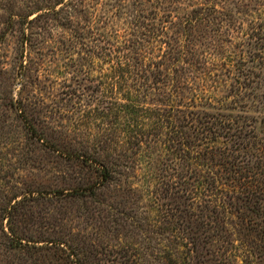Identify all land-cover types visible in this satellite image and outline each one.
Masks as SVG:
<instances>
[{
  "label": "rangeland",
  "instance_id": "1",
  "mask_svg": "<svg viewBox=\"0 0 264 264\" xmlns=\"http://www.w3.org/2000/svg\"><path fill=\"white\" fill-rule=\"evenodd\" d=\"M180 45V88L141 70ZM206 127L226 178L195 158ZM249 181L264 186V0H0V264H264Z\"/></svg>",
  "mask_w": 264,
  "mask_h": 264
},
{
  "label": "trees",
  "instance_id": "2",
  "mask_svg": "<svg viewBox=\"0 0 264 264\" xmlns=\"http://www.w3.org/2000/svg\"><path fill=\"white\" fill-rule=\"evenodd\" d=\"M169 17H170V15H169ZM167 21H171V20H165V22H167ZM191 21H192V18H185L184 19L185 23H190ZM163 31H164L163 34L166 33L165 30H163ZM164 42H165L166 47H168V49L164 50V55H166V53L170 54V52L173 50L174 47L168 41L164 40ZM169 47L171 48L170 51H169ZM182 47L183 46L180 45V47H178L177 50H175L176 56H174V57L170 56L169 57L170 59L169 60L167 59L168 62L159 61L156 64H154L155 68L153 70H151L150 68H147V67H145L143 69L141 68V70L143 72H147L149 75H152L154 77L158 76L159 81H161L164 86H170L171 89H173V90H175L174 89L175 87L180 88L181 86H183V84L175 81L176 75L174 74V72H177L178 67L176 65H173V64H177L178 62L184 63V64L187 63L184 58L182 59V56L180 57V54L183 53ZM118 52H121L120 49L118 50ZM119 54L120 55H118V56L122 57L121 53H119ZM141 57L143 58L144 54H142ZM172 58H173V60H172ZM164 59H166V58H164ZM126 64L128 66L130 65V63H128V62H126ZM119 71L123 72L124 69L120 67ZM134 71H136V73L139 72V70L137 68L136 69L134 68ZM170 81H172V82L175 81V84H174L175 87L173 86L172 82H170ZM182 97H184V96L182 95ZM135 104H138L137 101L135 102ZM184 105H186V104H184ZM186 106H188V105H186ZM197 120L199 121L200 118H197ZM191 122H192V120L190 121V123ZM203 122H197V123L201 125V124H203ZM219 127H220V129L225 130L226 124L223 125V124L219 123ZM205 131L207 133H209L210 135L207 134L205 137L201 135V137H197V139L194 140L193 143L191 142V144H190L194 150L195 158L206 159L205 164H207V165L209 163L208 161H210L212 166L213 165L221 166L223 168L224 173H225L224 177L226 178V140L225 141L218 140L216 134H214V133L219 132L217 135H220L222 137H226V135H224L225 133L221 134V132L219 130H213L210 127H208V128L206 127ZM205 131H203V132H205ZM183 145H184V147L186 146V148H187V144L185 142H183ZM197 164L203 165L204 163L203 162L202 163L197 162ZM102 170H103L102 175L104 178H106L110 175L109 169H107L106 166H103ZM198 171L196 174V180L198 179L197 180L198 186L204 185V189L206 192L210 188L217 189L221 192H223L225 190V197H226V189H221V188L218 189L219 185H221V184L226 185V182H220V180L214 176V174H213L214 172L208 173V174H201V172H198ZM260 183H262V182H260ZM242 186H243V184L241 185V187ZM241 189H244V190H240L241 192H244V194L245 193L250 194V195H253V198H256L257 193L264 191V186H261L257 182L249 181V183L245 187H242ZM237 195L238 194H236L234 196V198L239 199V197ZM198 202H199V200H198ZM220 205L223 206V204L220 203V204H216V207H218ZM216 207H213L212 212H217ZM223 212H224V210H223Z\"/></svg>",
  "mask_w": 264,
  "mask_h": 264
}]
</instances>
